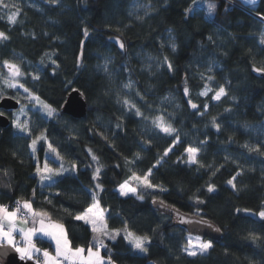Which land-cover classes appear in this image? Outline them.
<instances>
[{"label":"trees","instance_id":"trees-1","mask_svg":"<svg viewBox=\"0 0 264 264\" xmlns=\"http://www.w3.org/2000/svg\"><path fill=\"white\" fill-rule=\"evenodd\" d=\"M33 1L14 10L15 22L0 1L7 36L0 70L5 61L18 66L22 87L53 115L28 107L26 131L18 132L6 114L0 205L28 201L63 226L71 247L95 248L91 225L74 218L95 194L94 212L103 213L106 230L120 233L99 238L112 264H264V0L253 7L205 0L214 5L210 16L197 11L201 0ZM135 3L146 9L134 14ZM72 90L85 97L84 118L60 112ZM3 96L15 98L12 91ZM154 121L176 131L165 133ZM39 136L67 170L45 185L35 175L45 141L36 143L38 162L30 147ZM188 147L199 149L194 164ZM131 174L147 175L152 189L128 191ZM162 206L207 219L220 241L187 256L188 233ZM127 232L147 237V251L134 248ZM33 243L53 252L47 240ZM0 249L5 262L12 254Z\"/></svg>","mask_w":264,"mask_h":264},{"label":"snow or ice","instance_id":"snow-or-ice-1","mask_svg":"<svg viewBox=\"0 0 264 264\" xmlns=\"http://www.w3.org/2000/svg\"><path fill=\"white\" fill-rule=\"evenodd\" d=\"M251 2V0H250ZM5 7H7V5H5ZM214 8V5H209V10L211 11ZM18 12H13L10 16H9V21L10 22H15L16 16H17ZM85 35H87V33L85 32ZM0 39H7V36H5L3 33H0ZM121 48L124 47L123 44L120 45ZM5 66L8 67L9 69H11V75L13 77L19 76L22 73H20L18 67L16 65L13 64H9L7 61H5ZM169 68H171V65L169 64ZM258 71H264V69H259ZM34 78H38V77H34ZM16 85L13 83H9V87H15ZM22 87V85H21ZM26 92L28 91L27 88L24 89ZM185 94H187V88L185 89ZM206 93H201V95H205ZM225 94V89L223 87H221L219 89V91L215 94L214 99L219 100L220 97L222 95ZM33 99H39L38 97H32ZM125 103H127V101H125ZM189 103H191V101H189ZM193 108H196L197 105L196 104H192L191 105ZM45 108H47V105H44ZM52 109H48V114L51 115L52 114ZM137 115H140L139 110H137ZM0 115H2V113H0ZM159 120V118H158ZM14 125L20 129V131H26V126L22 125L19 120H15ZM154 123H157V126L161 128L162 131H164L165 133H173L176 130L174 128L171 127V125L168 126H164L163 123L154 121ZM213 126L217 128V130L219 129V125L216 124L215 120L213 121ZM36 141L33 140V146L35 145ZM49 147H51V145H49ZM170 150V149H169ZM52 151H55V149H52ZM186 151L189 154V161L191 163H195L196 162V155L199 151V149L195 148V147H188L186 149ZM168 154L167 151H165L164 155L166 156ZM93 159H95V157H93ZM43 171L45 173H52L53 169L49 168L47 164H45ZM98 171V170H97ZM37 172L40 173L41 169L37 168ZM56 175H59L60 173H55ZM94 179L96 178L95 176L93 177ZM133 179L136 180H142V182L147 186V187H152V185L150 183H148L147 181V176L145 177H139L136 176L135 174H133ZM45 179H51L50 176H45L42 175L41 176V180H45ZM235 179V177L233 178ZM229 184H231L233 186V188H235V185L233 184L232 180L228 181ZM97 187L99 188L100 186L97 185ZM125 187L126 185H121L120 186V191H121V195H127L128 191H131L132 193H135V188H128V191H125ZM214 189L212 186L208 187V191L212 192ZM93 199V203L91 206H89L82 214H78L76 215L74 218L76 220H82L85 224H89L91 225V230L94 234H101V235H109V233L107 232V225L106 222L104 220V216L102 212H94V210L99 209V204L96 201V197L95 194H93L92 196ZM137 199H142V197H137ZM202 203V201H201ZM20 202L17 201V208L13 211H9L7 207L0 205V241L6 240L7 243L9 245H11L12 247L15 248V251L18 252L20 254V258L23 259H28V260H32L34 254H38L42 252V255L44 257L43 260V264H60V259L59 258H63L64 260H68L71 261V264H104L103 258L100 256V251L99 249L101 247H104L105 245L103 244V240H97L96 241V245H94V247H96V250L93 251V247H89L87 249V257L83 256L82 253H84V249L83 248H76L75 250H73L70 246H69V241L64 233V229L62 225L56 224V225H52V224H46L45 223V219L43 217H45L47 214L46 213H36L33 212L32 210V206L31 203L28 201H25L23 203V208L26 209L28 212H31L33 217H41L38 221L39 223V228L36 227H32V228H28V229H20L21 232V236L22 239L24 240L25 244L23 246H17L14 243V239H13V235L12 233L16 230V223H17V219H18V213L20 212ZM260 217L262 219H264V212H260L259 213ZM20 223L26 224L28 223L27 219L21 217L19 219ZM37 221L34 219L33 223L35 224ZM7 225V228H6ZM217 231H219V229H217ZM42 233L44 236H48L50 237L56 245V256H51L49 254V252L47 250H41L39 248H37L35 246V244L33 243V237L36 235V233ZM115 234L118 235L119 234V230H115ZM110 238L114 239L115 235H112ZM126 239H129V242L132 243L133 247L140 250L141 252H145L147 251V249L145 248V242L147 241V237H139V236H135L133 233L131 232H127V235L125 237ZM253 239H255V237H253ZM212 247L211 242H198L196 244L193 243L192 240L188 241V247L185 249L188 253L189 256H196L197 250H199L200 253H204L206 252L208 249H210ZM36 264H41V261L39 260V258L37 257L36 259ZM108 264H112L111 258L109 257L108 260Z\"/></svg>","mask_w":264,"mask_h":264},{"label":"rangeland","instance_id":"rangeland-1","mask_svg":"<svg viewBox=\"0 0 264 264\" xmlns=\"http://www.w3.org/2000/svg\"><path fill=\"white\" fill-rule=\"evenodd\" d=\"M0 1H5V4H7L8 6H9V8L10 9H12L11 11H10V15L14 12V10L16 11L18 8H20V7H23V6H25V7H34V1L33 0H0ZM198 9H197V11L199 10V9H203V11H204V13L206 12L207 13V15L208 16H210V10H209V3L208 2H206L205 0H201L199 3H198ZM146 9V7L145 6H143L142 4H139V3H135L134 4V10H133V12H134V14H136V13H139V12H141V11H144ZM18 67V66H17ZM27 67V66H26ZM36 68V70L38 69L37 67H35ZM18 69H19V71H20V73H22L21 72V69L18 67ZM11 69H9L8 67H6L5 65L3 66V68L0 70V92H4V91H12L13 92V94H14V96H15V98H14V100L15 101H17L18 102V104H19V108L16 110V111H13V112H10V119H11V122H12V125H13V127L18 131V132H22V131H20V129L19 128H17L15 125H14V121L15 120H19V122L22 124V125H24V118H25V115L27 114V108L28 107H31L32 109H39L40 111H42L47 117H51L52 115H53V112H52V114L51 115H49L48 114V109H50V108H45L44 107V105L39 101V100H37V99H33L32 97H35L32 93H30L29 91H25L24 90V88L23 87H21V84H20V81H21V78H22V74L21 75H19V76H16V77H13L12 75H11ZM34 72H36V71H34ZM9 83H13V84H15L16 86L15 87H9ZM3 97H7V96H3ZM13 99V98H12ZM217 100V99H216ZM21 101H23L24 103H25V105H23L22 103H21ZM43 140V141H45V155H44V160H43V162L41 163V164H39V165H37V168H40L41 169V172L40 173H38L37 172V169H36V171H35V175L38 177V182H39V184H41V185H45V184H48V183H51L52 181H54L56 178H59V177H61L62 175H64L65 174V172L67 171L66 170V168L65 167H63L61 164H60V162H59V159L56 157V156H54V154H53V152H52V149H51V147H49V143L47 142V140L45 139V137L44 136H39L35 141H36V143L39 141V140ZM36 143H35V145L33 146V141L31 142V145H30V147H31V150L33 151V153H34V155H35V161L36 162H38V158H37V155H36ZM186 154H187V157H188V164H194V163H191L190 161H189V154H188V152L186 151ZM197 156V155H196ZM45 164H47L48 165V167L49 168H51V169H53V172L52 173H45L44 171H43V169H44V166H45ZM60 173L59 175H56L55 173ZM42 175H45V176H50L51 177V179H45V180H41V176ZM136 175V174H135ZM136 176H139V175H136ZM147 176V175H146ZM133 177V174H131V176H130V178L128 179V181L126 182V184H128L127 186V188H135V190L136 191H138V189H142V190H148V189H152V187H147L143 182H142V180H136V179H133L132 178ZM139 177H145V176H139ZM147 181H148V178H147ZM148 183H149V181H148ZM230 186H231V184H229ZM135 191V192H136ZM23 203L24 202H21V205H22V207H23ZM9 211H13V210H11V209H8ZM23 210L25 211V219H27V221H28V224L23 228V229H28V228H32V227H36V228H39V223H38V221H39V219L41 218V217H39V216H37V217H33V215H32V213L31 212H28L26 209H24L23 208ZM264 212V211H263ZM21 217H23V216H21L19 213H18V219H20ZM258 217L259 218H261L260 217V215L258 214ZM44 219H45V223L46 224H52V225H56V224H59V223H57V222H55V221H51V220H48V219H46V217H43ZM36 220L37 222L34 224L33 223V220ZM262 219V218H261ZM59 225H61V224H59ZM107 232L109 233V235H101V234H94V236H93V240H95V239H98V240H100V239H112V238H110L112 235H115V238H114V240L120 235V233L118 234V235H116L115 234V230H107ZM64 233H65V231H64ZM20 234V236H21V233H19ZM66 235V234H65ZM20 236H18V238L19 239H22V236L20 237ZM13 237H14V234H13ZM34 238H41V239H44V240H47V241H49L51 244H52V246H53V248L56 250V245H55V242L50 238V237H48V236H44L42 233H39V232H37L36 233V235L33 237V239ZM100 238V239H99ZM14 239V243L15 244H17V243H19L18 241H17V239H15V238H13ZM186 239H187V245H186V247L184 248V252H185V254L187 255V256H189L188 255V253H187V251L185 250L187 247H188V241L189 240H192L193 241V243L194 244H196V243H198V242H209V241H207V240H205V239H203V238H201V237H199V236H193V235H188L187 237H186ZM113 240V239H112ZM24 241V240H23ZM24 244H25V242H24ZM35 244V243H34ZM104 244V243H103ZM36 245V244H35ZM95 245H96V242H95ZM8 250H9V252H11V254H13V255H16V256H18V257H20L19 255V253L18 252H16L15 251V248L14 247H12L11 245H9L8 244ZM21 246V245H20ZM69 246H70V244H69ZM71 247V246H70ZM73 250H75L76 248H73V247H71ZM77 248H81V247H77ZM89 248V247H88ZM88 248H86V249H84L85 251H84V253H82V255L83 256H85V257H87V249ZM105 249V246L104 247H101L100 249H99V251H100V256L103 258V261H104V264H108V258H106V257H104L103 255H102V251ZM96 250V247L95 248H93V251H95ZM197 250V255L196 256H189V257H198V256H201V255H204L206 252H204V253H200L199 252V250L198 249H196ZM56 254V253H55ZM37 254H34V256H33V259L32 260H28V259H26L27 260V262H30V263H33L34 264V262H35V259H36V256ZM36 256V257H35ZM38 256H40V257H42L41 255H38ZM43 258V257H42ZM60 259V264H64L63 262L64 261H67V263H65V264H71V261H68V260H64L62 257L61 258H59Z\"/></svg>","mask_w":264,"mask_h":264},{"label":"water","instance_id":"water-1","mask_svg":"<svg viewBox=\"0 0 264 264\" xmlns=\"http://www.w3.org/2000/svg\"><path fill=\"white\" fill-rule=\"evenodd\" d=\"M86 100L85 97L78 91L72 90L68 93L60 112L63 115L73 119H81L86 116ZM19 108L17 101L10 97L0 99V128L5 129L10 125V120L7 113L16 111ZM160 211L171 216L178 226L183 228L188 235L199 236L211 242H219L221 239L220 231L207 219L189 215L179 210L166 206L160 207ZM3 264H33L20 260L18 256L11 255Z\"/></svg>","mask_w":264,"mask_h":264},{"label":"crops","instance_id":"crops-1","mask_svg":"<svg viewBox=\"0 0 264 264\" xmlns=\"http://www.w3.org/2000/svg\"><path fill=\"white\" fill-rule=\"evenodd\" d=\"M234 1H236L241 6L253 7V6H255L258 3L259 0H251V2H250V0H234ZM27 224L28 223H26V224L20 223L19 222V219H17L16 230L12 233V235L15 234L17 236H20V234H19V233H21L20 232V229L24 228ZM6 228H7V225H6ZM0 246H2L4 249H8V247H9L6 240L0 241ZM35 246L37 248H39L37 245H35ZM39 249H41V248H39ZM41 250H43V249H41ZM55 253H56V250L54 248H53V252H49V254L51 256H56ZM3 255H4L3 254V249H0V264H3L4 263V261H3ZM38 255H41L43 257L42 252L41 253H38L36 256H38ZM43 260H44V257H43ZM23 261L24 262H27L26 258L23 259ZM42 264H43V262H42Z\"/></svg>","mask_w":264,"mask_h":264},{"label":"built area","instance_id":"built-area-1","mask_svg":"<svg viewBox=\"0 0 264 264\" xmlns=\"http://www.w3.org/2000/svg\"><path fill=\"white\" fill-rule=\"evenodd\" d=\"M2 206H5V207H7L8 209H11V210H15L17 208V202H14L12 205H2ZM19 207H20L19 214L21 216H23V218H25L26 217L25 214H24L25 211L23 210V207H22L21 203H20ZM13 238L17 239V241L19 242V243L16 244L17 246H20V245L23 246L24 245L23 239H19L17 235L14 234ZM37 257L39 258V260L41 261V264H42L43 258L40 257V256H37ZM37 257H36V259H37ZM18 258L21 260L20 257H18ZM36 259H35V262H34L35 264H36ZM63 263L65 264V263H67V261H64Z\"/></svg>","mask_w":264,"mask_h":264}]
</instances>
